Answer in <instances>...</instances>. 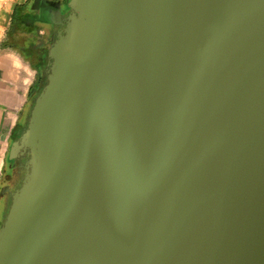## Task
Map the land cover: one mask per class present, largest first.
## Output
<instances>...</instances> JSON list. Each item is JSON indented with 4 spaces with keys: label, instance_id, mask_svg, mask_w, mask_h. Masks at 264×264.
Listing matches in <instances>:
<instances>
[{
    "label": "water",
    "instance_id": "obj_1",
    "mask_svg": "<svg viewBox=\"0 0 264 264\" xmlns=\"http://www.w3.org/2000/svg\"><path fill=\"white\" fill-rule=\"evenodd\" d=\"M66 6L0 264H264V0Z\"/></svg>",
    "mask_w": 264,
    "mask_h": 264
},
{
    "label": "crops",
    "instance_id": "obj_2",
    "mask_svg": "<svg viewBox=\"0 0 264 264\" xmlns=\"http://www.w3.org/2000/svg\"><path fill=\"white\" fill-rule=\"evenodd\" d=\"M27 1L18 0L2 24L7 38L0 40V176L12 144L26 127L33 100L44 85V60H48L51 45L43 32L39 40L35 31L25 26L11 34L14 10Z\"/></svg>",
    "mask_w": 264,
    "mask_h": 264
},
{
    "label": "flooded vegetation",
    "instance_id": "obj_3",
    "mask_svg": "<svg viewBox=\"0 0 264 264\" xmlns=\"http://www.w3.org/2000/svg\"><path fill=\"white\" fill-rule=\"evenodd\" d=\"M68 2L69 0H28L24 6L15 8L11 34L16 33L18 28L25 26L27 29H33L39 40L40 35H42L41 32H43V36L49 38L51 44L63 27L49 23L50 19L54 18L53 15L60 13L61 21L64 23L70 11L66 6ZM38 28H42L43 31L38 30ZM44 62L47 65L48 60H44ZM25 162L26 160L23 158L10 161L8 157L3 167L0 176V226L4 221L8 201L23 182L25 175L23 165Z\"/></svg>",
    "mask_w": 264,
    "mask_h": 264
},
{
    "label": "rangeland",
    "instance_id": "obj_4",
    "mask_svg": "<svg viewBox=\"0 0 264 264\" xmlns=\"http://www.w3.org/2000/svg\"><path fill=\"white\" fill-rule=\"evenodd\" d=\"M17 1L18 0H0V40L4 38V36L7 38V35H5L6 31L2 30V24H4L7 15L14 9Z\"/></svg>",
    "mask_w": 264,
    "mask_h": 264
}]
</instances>
